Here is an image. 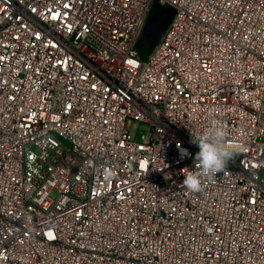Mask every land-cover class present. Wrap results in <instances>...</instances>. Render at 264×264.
I'll return each instance as SVG.
<instances>
[{
  "label": "built area",
  "instance_id": "1",
  "mask_svg": "<svg viewBox=\"0 0 264 264\" xmlns=\"http://www.w3.org/2000/svg\"><path fill=\"white\" fill-rule=\"evenodd\" d=\"M0 264H264V0H0Z\"/></svg>",
  "mask_w": 264,
  "mask_h": 264
},
{
  "label": "clouds",
  "instance_id": "2",
  "mask_svg": "<svg viewBox=\"0 0 264 264\" xmlns=\"http://www.w3.org/2000/svg\"><path fill=\"white\" fill-rule=\"evenodd\" d=\"M191 143L199 148L194 158L197 171H188L182 183L185 189L192 193L202 190V177H210L224 170L234 154L243 150L242 145L228 140L227 130L219 122L198 134L191 133ZM188 155L190 153L185 149L181 158Z\"/></svg>",
  "mask_w": 264,
  "mask_h": 264
},
{
  "label": "water",
  "instance_id": "3",
  "mask_svg": "<svg viewBox=\"0 0 264 264\" xmlns=\"http://www.w3.org/2000/svg\"><path fill=\"white\" fill-rule=\"evenodd\" d=\"M157 7L158 13H151L146 21L143 29L144 37H157L165 29L174 10L171 6L158 5Z\"/></svg>",
  "mask_w": 264,
  "mask_h": 264
},
{
  "label": "rangeland",
  "instance_id": "4",
  "mask_svg": "<svg viewBox=\"0 0 264 264\" xmlns=\"http://www.w3.org/2000/svg\"><path fill=\"white\" fill-rule=\"evenodd\" d=\"M156 37H143L142 41L140 43L139 49H140V54L143 57H146L147 54L149 53V51L151 50L153 44H154V40ZM52 195H55V191H53Z\"/></svg>",
  "mask_w": 264,
  "mask_h": 264
}]
</instances>
